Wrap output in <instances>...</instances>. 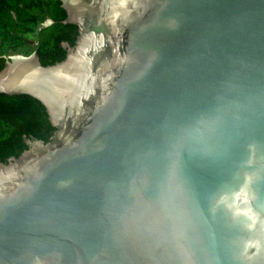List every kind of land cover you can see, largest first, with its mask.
Listing matches in <instances>:
<instances>
[{
    "label": "water",
    "instance_id": "obj_1",
    "mask_svg": "<svg viewBox=\"0 0 264 264\" xmlns=\"http://www.w3.org/2000/svg\"><path fill=\"white\" fill-rule=\"evenodd\" d=\"M53 64L0 69L49 140L0 162V264H264V0H60Z\"/></svg>",
    "mask_w": 264,
    "mask_h": 264
},
{
    "label": "trees",
    "instance_id": "obj_2",
    "mask_svg": "<svg viewBox=\"0 0 264 264\" xmlns=\"http://www.w3.org/2000/svg\"><path fill=\"white\" fill-rule=\"evenodd\" d=\"M60 4V0H0V69L14 55L34 52L41 65L64 57L66 51L58 44L72 45L77 28L60 22L66 17ZM53 131L38 100L26 94L0 93V162L27 149L25 140L47 142Z\"/></svg>",
    "mask_w": 264,
    "mask_h": 264
},
{
    "label": "rangeland",
    "instance_id": "obj_3",
    "mask_svg": "<svg viewBox=\"0 0 264 264\" xmlns=\"http://www.w3.org/2000/svg\"><path fill=\"white\" fill-rule=\"evenodd\" d=\"M48 23V21H45L44 24Z\"/></svg>",
    "mask_w": 264,
    "mask_h": 264
}]
</instances>
